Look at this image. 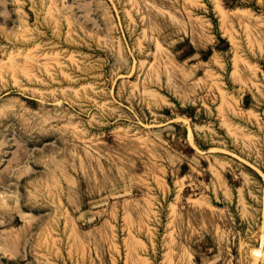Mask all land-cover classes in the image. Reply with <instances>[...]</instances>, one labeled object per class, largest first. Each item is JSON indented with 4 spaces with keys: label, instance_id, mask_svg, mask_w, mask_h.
<instances>
[{
    "label": "rangeland",
    "instance_id": "obj_1",
    "mask_svg": "<svg viewBox=\"0 0 264 264\" xmlns=\"http://www.w3.org/2000/svg\"><path fill=\"white\" fill-rule=\"evenodd\" d=\"M0 196V264H264V0H0Z\"/></svg>",
    "mask_w": 264,
    "mask_h": 264
},
{
    "label": "bare ground",
    "instance_id": "obj_2",
    "mask_svg": "<svg viewBox=\"0 0 264 264\" xmlns=\"http://www.w3.org/2000/svg\"><path fill=\"white\" fill-rule=\"evenodd\" d=\"M1 197V196H0ZM2 198V197H1ZM5 203V202H4ZM16 245V244H15Z\"/></svg>",
    "mask_w": 264,
    "mask_h": 264
}]
</instances>
